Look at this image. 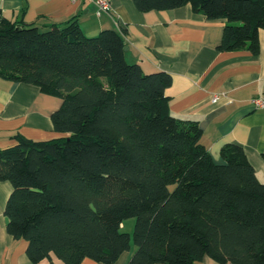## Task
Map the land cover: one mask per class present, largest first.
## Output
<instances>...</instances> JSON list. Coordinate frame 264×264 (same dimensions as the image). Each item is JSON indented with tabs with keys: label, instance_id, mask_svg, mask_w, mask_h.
<instances>
[{
	"label": "trees",
	"instance_id": "16d2710c",
	"mask_svg": "<svg viewBox=\"0 0 264 264\" xmlns=\"http://www.w3.org/2000/svg\"><path fill=\"white\" fill-rule=\"evenodd\" d=\"M132 1L141 12L191 5L226 22L220 52H260L264 0ZM125 48L117 31L88 37L76 18L46 31L2 20L0 77L62 99L51 119L68 135L0 148L8 233L33 263L115 264L134 218L128 264H264V183L244 148L226 144L216 163L199 124L171 114L172 76L129 64Z\"/></svg>",
	"mask_w": 264,
	"mask_h": 264
},
{
	"label": "crops",
	"instance_id": "0c3cea01",
	"mask_svg": "<svg viewBox=\"0 0 264 264\" xmlns=\"http://www.w3.org/2000/svg\"><path fill=\"white\" fill-rule=\"evenodd\" d=\"M0 11L7 22L41 31L73 18L88 37L117 31L128 47L129 64L147 74L162 71L172 76L166 90L171 114L199 124L201 142L214 161L223 163L220 152L226 144L240 145L264 183V111L251 104L264 96V30L259 33L260 52L254 55L247 50L220 52L226 22L208 20L191 5L141 12L132 0H112L111 11L98 16L91 0H0ZM215 96L219 100L214 103ZM61 105L35 86L0 77V148L15 145L16 136L33 141L61 138L51 119ZM12 191L11 183L0 182V264H62L55 256L33 263L28 243L8 233L5 208ZM135 251L131 247L115 264H128ZM209 259L204 264H215ZM81 264L104 263L85 259Z\"/></svg>",
	"mask_w": 264,
	"mask_h": 264
},
{
	"label": "built area",
	"instance_id": "2783aa9c",
	"mask_svg": "<svg viewBox=\"0 0 264 264\" xmlns=\"http://www.w3.org/2000/svg\"><path fill=\"white\" fill-rule=\"evenodd\" d=\"M75 2L76 0H70ZM97 7V15L101 16L103 13H109L111 11V2L112 0H91ZM3 20V14L0 11V24ZM219 96H215L213 102H217ZM251 104L256 111H264V96L256 97L251 100Z\"/></svg>",
	"mask_w": 264,
	"mask_h": 264
},
{
	"label": "rangeland",
	"instance_id": "374dc122",
	"mask_svg": "<svg viewBox=\"0 0 264 264\" xmlns=\"http://www.w3.org/2000/svg\"><path fill=\"white\" fill-rule=\"evenodd\" d=\"M55 98L56 100H60L61 103H62V99L60 98H57V97H53ZM62 136L60 137H68L66 134H61ZM64 135V136H63ZM135 219L134 218H131V219H127L124 221V223L122 224L121 226V231L123 233H127V234H130L131 235V239H132V243H131V246H132V250L135 251L136 250V247L134 245V240H133V234H134V229H135ZM211 260V259H209Z\"/></svg>",
	"mask_w": 264,
	"mask_h": 264
},
{
	"label": "water",
	"instance_id": "95a60500",
	"mask_svg": "<svg viewBox=\"0 0 264 264\" xmlns=\"http://www.w3.org/2000/svg\"><path fill=\"white\" fill-rule=\"evenodd\" d=\"M127 50H128V47L125 48V51H127Z\"/></svg>",
	"mask_w": 264,
	"mask_h": 264
}]
</instances>
